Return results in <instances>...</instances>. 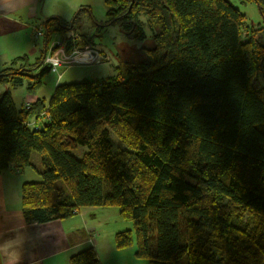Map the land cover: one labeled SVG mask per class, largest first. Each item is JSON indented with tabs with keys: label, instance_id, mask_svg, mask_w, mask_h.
<instances>
[{
	"label": "trees",
	"instance_id": "1",
	"mask_svg": "<svg viewBox=\"0 0 264 264\" xmlns=\"http://www.w3.org/2000/svg\"><path fill=\"white\" fill-rule=\"evenodd\" d=\"M238 1L262 22L231 0H105L126 34L144 38L141 15L151 30L125 76L60 83L29 108L0 93V172L42 157L40 180L21 187L26 221L116 207L134 234L114 246L148 264H264V1ZM80 10L71 24L47 19L45 43L52 31L68 53L95 46L74 29ZM43 58L13 60L0 85L35 90ZM70 264L100 262L88 247Z\"/></svg>",
	"mask_w": 264,
	"mask_h": 264
},
{
	"label": "crops",
	"instance_id": "2",
	"mask_svg": "<svg viewBox=\"0 0 264 264\" xmlns=\"http://www.w3.org/2000/svg\"><path fill=\"white\" fill-rule=\"evenodd\" d=\"M82 4L80 0H0V72L11 66L13 60H18L16 67L22 64L32 67L30 65L39 61L40 56L50 49L46 48L45 40L42 41L45 36L44 22L51 17L62 19L58 11L62 6L68 14H72ZM39 29H42L41 34L34 37L35 30ZM92 48L99 53L100 60L96 62L91 58L89 62L80 64L86 68L93 67L100 75L89 79L92 74L89 71L78 76L92 81L109 77L106 75L110 69L106 66L110 58L98 47ZM43 66L32 70L34 75ZM48 73L51 72L47 69L42 75L38 74L40 84L33 91L28 89V81L24 80L16 87L2 84L5 88H1L0 93L9 88L18 109L38 100L47 104L55 87L64 78L62 74L51 77ZM29 120L35 121L32 117ZM36 157L41 162V155ZM25 173V170L15 168L0 172V264H70L72 255L88 247L95 250L100 264H148L135 256V246L124 249L114 246L116 232L132 230L130 223L122 222L127 220L122 218L118 209L85 207L70 217L46 223L26 221L22 211L21 187L26 181H39L37 177L40 176L37 173V177H27ZM112 223L116 227L107 226Z\"/></svg>",
	"mask_w": 264,
	"mask_h": 264
},
{
	"label": "rangeland",
	"instance_id": "3",
	"mask_svg": "<svg viewBox=\"0 0 264 264\" xmlns=\"http://www.w3.org/2000/svg\"><path fill=\"white\" fill-rule=\"evenodd\" d=\"M83 3L81 6L72 12V14H68V10H65V7H61L62 9H58L60 14L62 15V21L66 24H71L75 14L80 10V18L74 23V29L79 31L82 35L87 36L88 39L92 40V43L97 49L103 51L110 58V63L106 66L110 70L108 71L106 76L113 75H126V61L131 57V54L134 50L142 48L146 41H149L151 38V30L147 25V21L145 16L141 15L139 17V23L142 27V30L145 34L143 39L137 38L134 34H126L118 21H110V17L108 16V7L105 3V0H80ZM232 3L241 10L244 14H246L249 20L254 23L262 22L261 15L258 11V7L251 2H240L238 0H231ZM64 8V9H63ZM73 35L75 34L72 33ZM74 39V36H70ZM78 38V37H77ZM75 37V39H77ZM44 38H42L43 41ZM61 38L55 32H50L49 37L46 41V46L51 47ZM54 48V46H53ZM89 48L93 49L92 46ZM91 59H87L85 62H89ZM95 58L93 57V61ZM96 61V60H95ZM16 68L15 66H12ZM4 71V70H3ZM92 71V74L89 75V79H95L98 74L97 71L93 67H87L81 65L80 63H72L69 67L60 68L57 73L51 72L48 73L51 77H57L58 73L64 78L61 83H70L81 81L82 78L78 75L81 73H88ZM50 72V71H49ZM95 72V73H94ZM34 75L33 71L31 72ZM94 73V74H93ZM73 78H70L72 77ZM60 77V76H59ZM77 77V78H74ZM79 77V79H78ZM47 78V77H46ZM78 79V80H73ZM5 88V85H1ZM46 90V88L44 87ZM86 151L85 147H78L75 150H72V153L81 158L83 153ZM35 154V155H34ZM35 156V157H34ZM36 156H40L38 153H33V157L31 158V165L26 166L23 170H25V175L27 177H37L36 169H41V162L37 159ZM40 180V177H37ZM32 179V178H29ZM117 210L116 207H108ZM122 220V219H121ZM128 222L132 226V232L134 234L133 223L131 221H122ZM108 227H116L115 223L108 224Z\"/></svg>",
	"mask_w": 264,
	"mask_h": 264
},
{
	"label": "built area",
	"instance_id": "4",
	"mask_svg": "<svg viewBox=\"0 0 264 264\" xmlns=\"http://www.w3.org/2000/svg\"><path fill=\"white\" fill-rule=\"evenodd\" d=\"M41 31L42 29L35 30L34 37H39ZM67 36L76 37V35H73L71 32L68 33ZM53 46L50 47L42 60V64L46 65L50 72L57 73L60 68L69 67L72 63H86L85 61L87 59H91L93 57L95 58L96 62H98L101 58L98 52L89 48L88 46H86L84 49L74 48L73 51L69 53L67 52L65 45L60 40H58ZM59 75L60 74L58 73V76ZM25 107L29 108V103L25 104ZM30 125L36 126L37 124L33 121ZM72 213L76 214L75 211Z\"/></svg>",
	"mask_w": 264,
	"mask_h": 264
},
{
	"label": "water",
	"instance_id": "5",
	"mask_svg": "<svg viewBox=\"0 0 264 264\" xmlns=\"http://www.w3.org/2000/svg\"><path fill=\"white\" fill-rule=\"evenodd\" d=\"M47 68V66L45 65V66H43L41 69H40V71L37 73V74H40L44 69H46Z\"/></svg>",
	"mask_w": 264,
	"mask_h": 264
}]
</instances>
